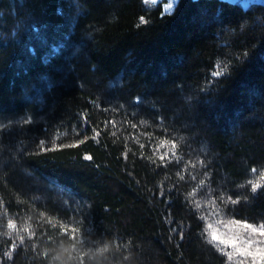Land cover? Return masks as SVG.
Segmentation results:
<instances>
[{"label": "trees", "instance_id": "1", "mask_svg": "<svg viewBox=\"0 0 264 264\" xmlns=\"http://www.w3.org/2000/svg\"><path fill=\"white\" fill-rule=\"evenodd\" d=\"M164 3L0 0V264H253L264 3Z\"/></svg>", "mask_w": 264, "mask_h": 264}, {"label": "snow or ice", "instance_id": "2", "mask_svg": "<svg viewBox=\"0 0 264 264\" xmlns=\"http://www.w3.org/2000/svg\"><path fill=\"white\" fill-rule=\"evenodd\" d=\"M143 3L145 5H155L157 4V0H143ZM166 9H170L172 7L171 3H168L165 5ZM140 23L144 24L146 21L143 17L140 18ZM222 72H214V76H220ZM168 147L169 151L175 155L174 150L177 148V145L175 143L169 144L168 141H161L160 142V148ZM168 153H165L164 155H161L159 159L163 162L167 159ZM89 157H85V159H88ZM253 173L257 172V169L253 168L251 169ZM259 180L264 181V172L259 173ZM248 183L251 184L252 191L255 192L257 189L261 188L260 182L253 183L252 181H249ZM231 203L235 204L237 201L235 199H232L230 201ZM199 207V205H197ZM230 225L235 227L237 230L239 229H246L252 234H258L261 237H264V225H261L259 227L253 226L248 223H240L236 220H231L228 222ZM9 229H15L16 225L12 223L11 221L8 223ZM24 231H27V229H23ZM208 232H209V239L208 243L210 244H217V245H224L226 247H230L233 249L231 252H225L223 253L228 257V260H233L236 256H243V257H251L253 264H264V247H256L253 250V243H259L261 245H264V240H261L259 242H254L253 240L249 239L247 241L241 240L239 238V233L234 237L232 235H229L227 238H225L222 234H218L217 230L211 225H208ZM21 242L23 243V239L21 238ZM242 245V246H241ZM222 251V249H218ZM101 252L107 251V248L101 249ZM11 258V257H10ZM58 258V257H57Z\"/></svg>", "mask_w": 264, "mask_h": 264}, {"label": "rangeland", "instance_id": "3", "mask_svg": "<svg viewBox=\"0 0 264 264\" xmlns=\"http://www.w3.org/2000/svg\"><path fill=\"white\" fill-rule=\"evenodd\" d=\"M160 0H157V2H159ZM165 3L163 5L164 8V12H170L173 9V6L175 5L177 0H164ZM232 2H236L238 4H240L243 7H247L249 4L251 3H264V0H230ZM171 3L172 7L170 9H166L165 5Z\"/></svg>", "mask_w": 264, "mask_h": 264}]
</instances>
